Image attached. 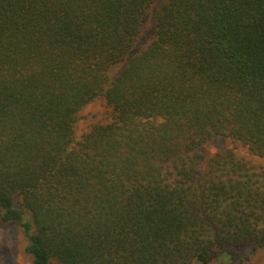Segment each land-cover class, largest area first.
Returning <instances> with one entry per match:
<instances>
[{
    "label": "trees",
    "instance_id": "trees-1",
    "mask_svg": "<svg viewBox=\"0 0 264 264\" xmlns=\"http://www.w3.org/2000/svg\"><path fill=\"white\" fill-rule=\"evenodd\" d=\"M258 158L264 0H0V220L32 264L262 263Z\"/></svg>",
    "mask_w": 264,
    "mask_h": 264
},
{
    "label": "rangeland",
    "instance_id": "rangeland-1",
    "mask_svg": "<svg viewBox=\"0 0 264 264\" xmlns=\"http://www.w3.org/2000/svg\"><path fill=\"white\" fill-rule=\"evenodd\" d=\"M104 112L107 113V108L103 101L96 102V104H91L85 109V114L88 115L91 112ZM89 126L88 121L83 119L81 121L80 130H86ZM230 140L215 139L211 143L207 144L204 150L209 153H213L218 149L224 148L225 146H233ZM237 154L242 157L245 156L253 160L252 155L246 150L244 146L236 148ZM263 159H257L256 162L262 163ZM26 240L22 233L19 231L18 227L13 223H4L0 220V261L2 264H32L31 256L25 251ZM224 251V250H223ZM233 251L232 261L238 262L239 258L244 257L246 254H251V248L246 247L244 249H237ZM259 254H264L263 251L259 250ZM219 252L213 255L211 263L215 264L219 258ZM226 255V252L224 253ZM197 264H204L200 261ZM224 264H228L224 262ZM244 264H264V262L257 261L252 256L244 261Z\"/></svg>",
    "mask_w": 264,
    "mask_h": 264
}]
</instances>
